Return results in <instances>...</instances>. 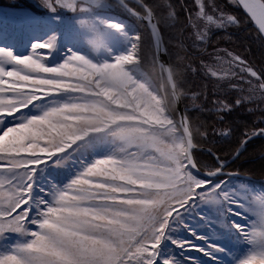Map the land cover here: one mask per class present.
<instances>
[{
    "label": "snow or ice",
    "instance_id": "1",
    "mask_svg": "<svg viewBox=\"0 0 264 264\" xmlns=\"http://www.w3.org/2000/svg\"><path fill=\"white\" fill-rule=\"evenodd\" d=\"M237 2L264 32V0ZM56 3L68 10L74 0ZM199 14L206 15L202 6ZM206 19L225 26L224 19ZM226 21L237 23L230 15ZM100 23L110 35L123 37L130 45L115 56L107 48L111 61L93 62L72 52L63 64L47 66L39 56H14L0 47V62L13 65L0 67V123L8 117L16 120L23 109L42 99L66 97L39 116L0 128V189L10 192L0 206V234L21 232L29 222L33 176L40 165L78 142H87L90 134L109 137L118 145L108 156L85 166L68 185L54 188L50 203L38 202L42 210L38 208L37 219L31 221L38 224V231L30 233L33 239L14 254L0 256V264H176L175 259L162 255L160 246L170 238V231L184 226L185 211L203 204H222L227 214L236 216L242 215L237 209L249 211L243 198L225 189L226 181L213 183L194 174L193 169L198 173L199 167L191 153L194 145L187 117L182 118L185 135L165 139L176 129L167 97L154 93L125 67L139 63L134 50L140 37L130 35L117 21L102 18ZM53 44L50 38L34 42L32 49L51 50ZM228 56L232 58L228 63H245L232 53ZM240 70L260 81L258 88L264 91V80L256 71L246 66ZM168 72L172 97L178 99L181 93L171 69ZM211 74L217 75L215 71ZM253 135H264V128ZM224 166L220 161L207 177H220ZM232 227L260 245L238 264H264V226L259 232L255 225L248 230L247 225L233 222ZM172 243L205 251L186 240Z\"/></svg>",
    "mask_w": 264,
    "mask_h": 264
},
{
    "label": "rangeland",
    "instance_id": "2",
    "mask_svg": "<svg viewBox=\"0 0 264 264\" xmlns=\"http://www.w3.org/2000/svg\"><path fill=\"white\" fill-rule=\"evenodd\" d=\"M23 1H25V5L31 4L35 10L24 5L12 6L15 0H9L11 6L0 4V47L10 50L14 56H39L47 66L63 64L72 52L84 55L93 62L111 61L112 56L123 53L130 45L125 38L118 35H110L100 23L102 18H108L123 24L130 35H138L141 40L142 28L137 23V19L113 1L74 0L73 8L68 10L62 9V6L57 4L56 0H48V4H45L44 0ZM227 1L231 4L234 3V0ZM194 2L196 10L190 20L189 39L191 46L199 51L207 40L209 30L222 28L218 27L216 23L208 21L206 16H212L213 21L216 22L224 19L225 26L233 24L227 23L226 17L230 15L235 18V16L223 10L211 0H199V2L194 0ZM48 5H51V7ZM201 6L206 14L205 16L199 14ZM166 18H168L166 24L169 27L172 26V20L174 19L173 10L167 12ZM201 35L205 36L204 40L198 39V36ZM50 38H54L51 50L32 49L34 42H43ZM140 40L137 42L138 48L134 50L139 57V63L125 65L126 69H131L136 77L145 82L154 93L161 97L167 96L168 99L169 97L172 99L164 78L161 80L156 62L155 67H148L142 64L139 50ZM107 48L112 49V56L109 55ZM228 53L240 57L245 62L241 56L227 50L223 46H219L205 50L202 58L199 59L200 69L212 78L216 85L224 86L236 93L235 105H237V100H241V103L246 104L248 111H256L261 114L259 118L263 120L264 91L258 88L260 81L251 77L247 72H241V67H250L246 62L244 65L239 66L238 62L228 63L232 59L228 56ZM149 54V61L155 60L154 52ZM45 56L47 57L45 58ZM171 57H168L170 62ZM72 66H75V62H73ZM0 67L8 69L13 67V65L7 62H0ZM253 70L255 71V69ZM213 71L217 73L216 76L211 74ZM191 72L194 73L192 70ZM249 81H251V84ZM175 82L177 85L178 83L184 85V81L181 78H178ZM161 85H163V93L161 92ZM180 93L184 111L192 110L199 106L195 91L191 92L189 87H183ZM65 99L66 97L61 94L37 101L23 109V112L16 120L8 117L5 123H0V128L12 126L25 117L39 116L53 103L63 102ZM172 103L175 109L173 99ZM212 104L213 110H228L224 109L223 106L228 104L223 100L214 99ZM169 114L170 118L175 122L176 129L173 133H168L165 136L166 140H170L173 135L177 137L183 136L177 124L176 110L174 111V116L170 112ZM159 131L164 132L163 129ZM224 133L220 134L221 137L226 136ZM86 139L87 142H78L64 153L53 156L36 169L33 176V204L29 222L21 232L9 231L0 234V256L14 254L20 247L27 245L33 239L30 233L38 231V224L31 221L37 219V209L42 210V205L38 203L40 200L50 203L54 188L65 187L79 173L83 172L85 166L92 164L96 159L108 156L118 146L112 142L111 138L103 135L90 134ZM193 152V159L196 161ZM199 169L202 170V167ZM213 169L210 167L207 170ZM198 177L201 178L200 176ZM211 180L213 183H219L220 180L226 181L225 189H231L240 198H243L249 211L245 210V208H240L237 211H240L242 215H230L225 212L222 204H203L197 208L185 211L182 214L184 226L176 227L170 231L168 233L170 238L162 240L160 246L162 255L175 259L176 264H238L240 259L260 247L259 244H253L241 236L232 227V223L247 225L248 230H252L255 225L257 232L264 226V178L254 180L257 181L256 183L235 176H220ZM8 195H10V192L7 189H0V206H4V198ZM197 237H202V239ZM172 240H186L205 251L178 248L172 243ZM210 245H215L216 247L212 248ZM206 252L209 254H206Z\"/></svg>",
    "mask_w": 264,
    "mask_h": 264
},
{
    "label": "trees",
    "instance_id": "3",
    "mask_svg": "<svg viewBox=\"0 0 264 264\" xmlns=\"http://www.w3.org/2000/svg\"><path fill=\"white\" fill-rule=\"evenodd\" d=\"M140 1L154 13L167 55L168 57L173 55L171 62L170 60L169 62L174 78L175 80L181 78L184 81V85L181 83L177 85L179 92L182 91L183 87H189L191 92H196L199 106L185 111L194 144L210 149L220 160L228 159L245 137L259 128H264V119L261 120L259 118L261 114L256 111H248L244 103L235 105L236 93L224 86L216 85L215 81L200 69L199 59L202 58L205 50L223 46L241 56L261 76V80H264L263 39L252 27L250 20L235 1L231 4L227 0H211L223 10L234 15L237 23L210 29L203 48L198 51L197 48L191 46L189 39L190 20L196 10L194 0ZM0 4L11 6L9 0H0ZM17 5H24L35 10L29 3L25 5L23 0H15L12 6ZM131 5L143 12L138 5L134 3ZM169 10L174 12L173 24L170 27L166 24L168 19L166 14ZM136 21L142 28L139 42L142 64L155 67V60L149 61V53L153 52L150 34L143 23ZM144 70L147 71L146 68ZM214 99L225 101L230 109L226 111L213 110L212 102ZM168 101V111L174 116L175 109L172 99L169 97ZM224 131L227 135L221 137L220 134ZM193 153L198 167H202V170L217 167L210 153L202 150H195ZM225 169L248 175L252 178L251 180L263 179L264 138L257 137L247 142L242 153Z\"/></svg>",
    "mask_w": 264,
    "mask_h": 264
},
{
    "label": "water",
    "instance_id": "4",
    "mask_svg": "<svg viewBox=\"0 0 264 264\" xmlns=\"http://www.w3.org/2000/svg\"><path fill=\"white\" fill-rule=\"evenodd\" d=\"M111 1H113L114 3H116L117 5L122 7L123 9H125L131 16H133L134 18H136L137 20H139L141 23H143L146 26V28H147V30H148V32L150 34V37H151L152 46H153V52H154V57H155V62H156L157 68H158L159 75L161 77V80H163V78H164V80H165V82L167 84L168 90H169V92H170V94L172 96V85H171V83H169V72H168V70L171 69V67H170V63H169V60H168V55H167V52H166V48L164 46V43H163V40H162V36H161L160 30L158 28V25H157V22H156V18L154 16L153 12L151 11V19H149L148 18V10L150 8L148 6H146L140 0H111ZM234 1L240 7L242 12L248 17V19L251 22L252 27L259 33V35L261 36V38L264 41V32H262L260 30L259 25L257 24V22L252 19L251 15L243 8L242 5H240L237 2V0H234ZM126 2H131V3H134V4L138 5L139 7L142 8L143 13L138 12L135 9L131 8L129 5L126 4ZM173 79H174V76H173ZM174 81H175V79H174ZM161 92L163 93V85H161ZM172 99H173V102H174V105H175V110H176V115H177V124H178V127H179L182 135L184 136L185 133H184V127L182 126V118L186 117V115H185V111H184V108H183V103H182L181 97H179L178 99H174L172 97ZM259 129H257L256 131H258ZM256 131H254V132H256ZM253 133H251L250 135L245 137L242 140V142L240 143V145L237 147V149L233 152V154L226 160H220L217 157V155L212 153V151L210 149H208V148L196 147L194 145V143H193V140H192V143H193L194 147L191 149V153L194 150H202V151L208 152V153H210L213 156L217 166H219V162L220 161H224L225 166L223 168V174L221 176H235V177H239V178H242V179H245V180H248V181H254V180H251V178L249 176H247V175H243L241 173L234 172V171L225 170V168L230 163L235 161L237 159V157L241 154V152L244 150L245 145H246V143H244L245 140H247V142H249L250 140H252L254 138H257V137L264 138V135H253ZM186 139H187V137H186ZM191 139H192V135H191ZM208 171H210V170L202 171V170L199 169V172L197 173V171L195 169H193V172L195 174H197L198 176H200L201 178H203V179H205V178L206 179L215 178V177H207V172ZM229 174H231V175H229ZM254 182L256 183L257 181H254Z\"/></svg>",
    "mask_w": 264,
    "mask_h": 264
},
{
    "label": "flooded vegetation",
    "instance_id": "5",
    "mask_svg": "<svg viewBox=\"0 0 264 264\" xmlns=\"http://www.w3.org/2000/svg\"><path fill=\"white\" fill-rule=\"evenodd\" d=\"M127 5H129L130 7H132L133 9H135L132 5L131 2H126ZM136 11H138L137 9H135ZM138 12H142V11H138Z\"/></svg>",
    "mask_w": 264,
    "mask_h": 264
},
{
    "label": "clouds",
    "instance_id": "6",
    "mask_svg": "<svg viewBox=\"0 0 264 264\" xmlns=\"http://www.w3.org/2000/svg\"><path fill=\"white\" fill-rule=\"evenodd\" d=\"M67 10V9H66Z\"/></svg>",
    "mask_w": 264,
    "mask_h": 264
}]
</instances>
